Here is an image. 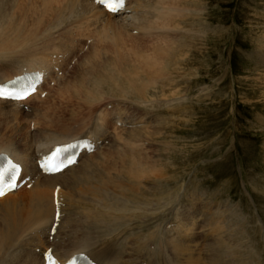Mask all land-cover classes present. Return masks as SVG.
I'll return each instance as SVG.
<instances>
[{"label":"rangeland","instance_id":"1","mask_svg":"<svg viewBox=\"0 0 264 264\" xmlns=\"http://www.w3.org/2000/svg\"><path fill=\"white\" fill-rule=\"evenodd\" d=\"M47 2L37 0L35 15L28 13L30 16V19L27 21L28 26L36 23L40 17L44 18L43 27L49 26L52 13L57 11L58 5L51 4L50 0ZM47 8L50 9L47 10ZM165 8L167 12H170V20H174L169 25H166L165 28L159 26V28H153L154 30H145L140 33L137 30V33L134 32L132 34L133 36H140V38L136 39L137 41H140L141 38L146 41L145 53L140 52L134 39H129L126 45L124 43L122 50H120L122 46L119 48V51H121L120 55L128 63H131L132 72L128 73L132 78V85L136 82V86L135 84L133 85L135 86L134 88L141 87L148 81L149 84L158 81L160 83L159 88L156 86V89H154L156 91L152 92H154L153 95L156 94L155 98L162 100V105L158 107L155 105L157 103H149L150 105L146 107L135 102L138 107L134 110H130L122 104L116 105L115 108L111 106L105 108V112L113 111L114 109H116L114 111L118 112L121 109L119 110L121 114L126 108L128 112L125 113V110L122 114L124 119L128 118V121L133 120L138 125L146 121L144 125L150 123L148 125L150 126V130L153 129V126L160 123L157 130L163 131L162 134H154L153 132L152 136L149 135L148 137L147 133L140 135L142 131L141 127L136 128L133 126L134 135H140L139 137L141 138L136 135L134 136L135 155H138L137 157L141 158L145 164L146 160L153 158L150 159L153 161L151 164L145 165L147 171L143 176L139 177L134 174V187L137 184L143 187L134 188V195L140 192V195L136 194L138 198H135L136 195L134 196V200H136L134 201V207H139L140 209L134 208V218L137 214L145 213V211L148 212L150 208H153L152 211H150L151 209L149 210L150 213H154L155 216L156 211L153 212V210L157 209V206L151 204L144 206L148 201L145 202L143 199L152 197L154 195L153 190L155 191L152 187H156L154 183L162 181L165 183L169 182L168 186L170 189L178 184V188L182 189V196H179V199H182L180 201L185 206L188 203L187 207H189V210L191 209L195 213L204 212L206 218L208 215L213 214L217 206L220 209L225 208V210H228L227 207L240 206V208L236 207L238 208L237 211L242 210L246 216L253 217L260 223L258 214L264 219V64L257 62H259V55H264V0H200L196 9V16L199 23L204 26L203 30L208 35L202 42L195 45L192 43L194 37L187 33V26L181 20L182 10L175 3V0H168ZM21 15L23 16L24 13H21ZM17 16L19 19V13ZM176 24L179 26H176ZM94 34L88 38L87 35L82 36L81 31L78 29L73 35L61 36V39L66 44H71L72 40L75 43L76 41H80V45H78L80 49L82 48L81 53H86L89 46L92 48L98 40L99 36H96V33ZM174 35H183L184 37L182 36V38L186 41H184L186 46L177 54L179 56L173 62L174 64L166 66L159 63L160 60L155 54V49L167 45L169 42H171L170 47L175 46L176 43L171 40ZM84 37H87V39L85 40ZM94 40L95 43H93ZM99 46L101 44H98L96 48H100ZM149 60L150 63H156V67H154L156 70L147 66ZM3 63L6 64L8 62ZM67 63L68 61L64 62V66L61 63L62 69L61 71L59 70V74L56 73L57 75L63 74L67 68ZM86 70H83L84 73ZM145 76L146 78L149 76V80L146 81ZM143 78L145 79L143 80ZM151 78L154 81H151ZM142 81L146 82L143 83ZM69 84V92L73 89L79 90L71 81H69ZM43 85L46 89L47 82ZM127 85H122L119 89L121 96L131 101L136 100L132 96V93H129L130 96L126 94L125 90L129 88ZM47 95V91H42L40 93L41 100L47 97ZM177 98H180L178 103L173 100ZM132 102L134 103V101ZM31 104H35L33 100L26 103L27 109H32L29 108L34 106H30ZM80 110L83 111V109ZM86 111L84 110L82 113H84L83 117L87 119L88 116L90 117V114ZM34 122L32 121V123ZM111 125H108L111 133L113 131V134L114 132L117 134L119 130H114V127ZM120 125L117 127H121ZM137 138H139V141H137ZM104 141L107 143L109 140ZM116 141H112L110 143L112 145L109 144L107 146V150L110 149L109 151L113 148L112 152L115 155L116 151H121L122 145L126 142L124 139H119L121 143L117 141V144ZM113 143L117 144H115L116 149ZM117 147L121 148L117 150ZM165 148L168 150L165 151ZM106 152L100 153L99 158L104 160V155H109ZM118 156L115 158L108 156L109 163L105 162L103 167L96 168L98 171L94 176L95 180L110 175L111 177L109 176V179L105 180H112L111 182H113L119 179L122 182L119 183V187L121 185H128L127 178L130 177V174L126 171V163H123V166V160H121L120 156L118 158ZM150 167L152 170H149ZM116 171L122 177H119L115 173ZM78 187L76 189L79 192L92 189L91 186H80L82 189ZM105 187V185H99L100 189ZM119 187L115 190H119L120 192ZM31 188L23 186L20 191H17L19 192L18 196L11 198L10 201L17 200V198L23 199L24 201L22 202H26L27 204H24L27 206L33 196ZM51 191L52 189H50L49 193ZM91 195V192H87V196ZM123 198L126 199L127 197ZM77 200L78 202H92L86 201L88 199L84 196H77V198L71 196L70 200H63L62 208L66 206L71 207L70 203H76ZM192 203L194 205L196 203V205L193 207ZM235 207L233 208L236 209ZM3 208L1 203L0 215L4 212ZM96 208L98 209V207ZM123 208L125 209L124 205ZM231 208L227 212L233 211V208ZM63 209L62 215L64 214ZM27 212L28 207H24L22 209V216L24 218L27 217ZM227 212L222 211L226 217H228ZM92 213L97 215L100 224L103 226L106 227L110 223L109 218L102 219L99 217V211H92ZM117 215H119V212L115 213V216ZM248 216L246 219H250ZM230 217L233 221L235 220L234 215ZM122 218H124L122 223L125 225L127 218L124 215ZM93 220L90 219L88 222L93 223ZM232 220L231 223H233ZM160 221L163 220H159L156 224L157 226L148 225V227H154V230L151 228L152 232L161 229L160 226L162 224L159 223L162 222ZM201 221H203L202 223L206 222V220ZM110 227L107 228L109 229ZM124 227L120 229L119 226H113L114 235L103 237V240L107 241L113 237H118L120 233L127 231L129 228L127 224ZM89 228H92V225H89ZM133 228L134 244L137 239H143L140 237H147L144 234L150 231L142 228L140 221L135 219ZM42 232L36 231L33 235L31 234L32 236H29L31 238L26 242H31L30 240L34 238V241L37 243H42ZM46 232L49 233V230ZM127 232L129 235V229ZM208 232V229H205L200 235L196 236V240L202 245H200L201 248L213 238V235H210V232ZM257 232L255 230V234H253V242L257 241L255 245L260 246L262 244L261 236ZM65 234L66 232L63 230V235ZM170 235L168 234L166 238H170ZM198 237L199 239H197ZM241 237L243 239V237L247 236L243 234ZM43 238L47 239L46 236H43ZM240 239L237 241H241ZM247 239L243 241H247ZM48 243L55 247L59 242L53 243L52 240V242ZM140 247L139 245L136 248L134 247V257L136 258H134V264H139L140 261L142 264H146L147 262L146 260H142L145 259L144 254L139 255L137 253L139 250L142 251ZM28 251L31 250H29L28 245H25L21 250V255L30 257Z\"/></svg>","mask_w":264,"mask_h":264},{"label":"bare ground","instance_id":"2","mask_svg":"<svg viewBox=\"0 0 264 264\" xmlns=\"http://www.w3.org/2000/svg\"><path fill=\"white\" fill-rule=\"evenodd\" d=\"M44 1L48 3V0ZM167 2L168 0H128L124 9L119 10L117 13H110L106 11L95 0H86L87 13L85 14L84 19L81 21L83 27L79 28V31H81L82 36L87 35L88 38L92 37V34L94 33L97 34L96 36H99L97 42L95 43V46L92 47V49L94 48L93 55L89 57L92 65L102 69H107L113 74L118 72L123 73V76L121 77V79L123 80L122 85L128 84L127 87H129L125 90L126 94L129 95V93H132V96H134V99H136L132 101H134V103L138 102L141 106L147 107L148 105L155 103H157L155 105H157L158 107L162 105V100L155 98L156 94L153 95L154 92H152L156 91L154 90L156 89V86H158L159 88L160 83L158 81H154L152 77L150 80L154 82L149 84V81L146 82L147 80H149V76L147 78L145 76L146 83L142 81L143 83H145L144 85L141 84V87L134 88L136 86V82L133 83V85L135 84V86H133L131 81L132 78L128 73L132 70L130 66L131 63H128L124 59V57L120 55L121 51H119V48L122 46L120 49L122 50L123 44L125 43L126 45L129 39L136 40L137 38H140V36L138 37L132 35L134 32L137 33V30L140 33L145 30H154L153 28H159V26L165 28L166 25H169L171 23V21H174L170 20V12H167L165 8V4ZM66 7L68 6L65 5L64 8ZM64 8L58 5L57 11H54L52 13L50 24H52L58 18H60L61 22H63L62 17L64 14ZM80 8L81 5L79 4H76L74 6V16L79 15L78 10ZM48 9L50 8H47V10ZM19 15L21 18V13H19ZM176 26L179 25L176 24ZM44 29L45 27L42 26L41 31H43ZM176 35L171 38V40L176 43H174L175 46L170 47L171 42H169L167 43V45L157 47L155 49V54L160 60L159 63L165 64L166 66L173 65V62H175V59L179 56L177 54L181 51V49H183L184 46H186V44H184L185 40L182 38L183 35ZM61 36L69 35L62 34ZM170 36L172 35L170 34ZM135 42L137 48L140 49V52L145 53L146 41L141 38L140 41L136 40ZM98 44H101V46H99L100 48H96ZM71 45L73 47H79L80 43L78 45L72 40ZM81 50L82 48L80 49V51ZM258 58L259 62H256L264 64V55H259ZM64 62L66 63L67 61L65 60V54L63 52L53 55L52 59L49 61V63L54 66L55 72L57 66L60 70L61 63H63L64 66ZM147 64L149 68H153L154 70H156V68H154L156 67V63H150L149 60ZM25 70H27V68ZM20 72L21 71H16L14 67H9L8 63L4 64L3 62H0V82H3L4 80L10 78L12 75H16ZM87 72L88 69L86 70L85 74H87ZM158 72L160 73V71ZM145 78H143V80ZM74 86H76V84ZM83 86L84 85L81 84V87ZM34 95L32 94L30 98H26L20 101L0 98V148L5 149V151L0 152V154H9L12 159H14L22 166L21 178L26 179L27 177H29V179L33 183L31 186L33 187L31 188L33 196L27 206H25L24 204L26 202H22L24 201L23 199L17 198V200L10 201L11 198L18 196L19 192L17 191H20L18 189L0 197V204L2 203V207H4V212L0 215V264H45V260L43 261L42 257L39 254V249L44 248L43 252L46 250L43 242L44 235L47 237L48 242L51 241L50 238H53V243L59 242L57 245H55L56 248H54L55 251L62 257L68 258L78 251H90L93 255V261H95L96 263L104 262L103 264H134V260L136 259L134 257V247L136 248L138 245L139 247L141 246L140 249L142 251L137 250V253L139 255L144 254L145 259L142 260H146V264H264V219L262 218V216H260V214L257 213L259 215L258 219H260V223H258L259 221H256V219L248 215L247 216L250 219H246L247 216L242 212V210L237 211L238 208L236 207L240 208V206H233L236 209L231 206L233 208V211L230 212L227 211L230 210L231 207H227L228 210H225V208H221V210L220 207L217 206L213 214H211L210 216L207 214L208 216L206 218L204 212L195 213L194 211H191V209L189 210V207H187L188 203L185 206L183 202L180 201L182 200L179 199V196H182V189L178 188V184L170 189V187L168 186L169 182L165 183L157 180L158 182L154 183L156 187H152L155 189V191L153 190L154 195L152 197H143V200H145V202L148 201V203L144 204V206H149V204L157 206V209L153 210V212L156 211L155 216L154 213H150V211H152L153 209L150 208L151 210H148L149 213L145 211V213L135 215L134 218V211L137 208L134 207V201H136L134 200V196L138 193H136L135 191L136 194L134 195V188H143L140 184L137 183V185H135L134 187V174L135 176L139 177L143 176L147 171V167H145V165L151 164L153 161L150 159L153 158L146 160L145 164L141 160V158L137 157L138 155H135L134 150H136V148L134 149V136L136 134L134 135L133 133V126H135L136 128L141 127L142 131L140 132V135H145L147 133L148 137L149 135L152 136L153 132L154 134H162L163 131L157 130L160 123H158V125L156 126H153V129L155 130L154 131L152 128V130H150V126H148L150 123L148 125H144L146 121H144L145 123L141 122L138 125L133 120L128 121V118L124 119L122 114L123 112H125L126 108L122 111V114L121 112H119V110L121 109H117L118 112L114 111L116 109H114L113 111L105 112L104 109L99 113L87 110L90 114V117L88 116V114V118L86 119L85 117H83L84 113H82L84 110H77L74 107L73 114L80 118L81 124L83 122L85 123L82 124L84 128H87L93 121H95L98 131L105 127L108 128V132L106 133V135L109 137V141H107V143L104 141L105 139L103 137L98 138L94 133H89L86 138H82L86 139L87 141L89 140V138H94V141L96 143H100L97 149L94 151L95 153L100 154L104 151L109 152H106V154L109 155H104V163H109L108 156H110V158H115L118 155L120 156L121 160H123L122 164L126 163L125 166L127 168V173L130 174V177L127 178V186L121 185V187H119V183L122 182H120L121 180L116 178V180L113 182H111L112 180H105L110 175L107 177H104L102 175L104 178H97L95 180L94 176L98 171L96 170V168H94L92 172L86 175H69V167L58 174H41L37 169V159L39 158V156H37L34 152H31L29 147L30 135L28 132V126L29 117L31 114V112L29 111L31 110L27 109L28 107L25 108L26 103L32 101ZM180 98L173 100L178 103L180 101ZM30 106L32 107L29 108L33 109L36 105L31 104ZM127 112L128 110H126L125 113ZM117 123L121 124V127H117L119 125ZM110 124H112L111 126L114 127V130H119L117 134H115L116 132H114L113 134V131L111 133V129L108 126ZM140 135L136 136L139 137ZM139 138H137V141H139ZM119 139H124L126 142H124V145H122V149H120L121 151H116L115 155V153L112 152L113 148L109 146L110 148H112V150L109 151L110 149L107 150V146L112 143V141L114 142V140H117L119 143ZM115 144L113 143L114 148L117 145ZM119 148L117 150H119ZM152 166L155 167L154 165ZM149 170H152L151 167ZM115 173H117V175L119 176L117 171ZM119 177L122 176L120 175ZM137 181L139 180L137 179ZM93 183L95 186L93 185ZM99 185H105L106 187L100 189ZM78 186H91L92 189L79 192V190L77 191L76 189ZM117 187H119L118 189H120V192L119 190H115ZM50 189H52V191L49 193ZM55 191L56 197H54ZM125 191L126 195L124 194ZM87 192H91L92 195L87 196ZM138 194L140 195V192ZM49 196L54 199L56 213H59V217L58 219H56L55 223L51 225L49 233L42 232L41 235L43 244L40 242L37 243L36 241H34V238L30 240L31 242H26L29 238H31L29 236H32L33 233L36 232H32L27 235L22 234L21 225L27 218H24L22 216V209H24V207H28V212L26 213L28 216L31 207L34 206L37 200L46 199ZM71 196H73L74 198H77V196H84L88 199L86 201H92L90 203H87L78 202L77 200L76 203H70L71 207L78 210V216L82 213L84 216H89L92 217L91 219H94L93 223H85L80 228V232H82V235L86 236L87 238L86 244L83 246L75 244L70 245L68 242L67 234L63 235V229L59 227L62 217V209L64 208H62V202L63 200H70ZM123 197L127 198L125 199ZM135 198H138L137 195ZM123 205L125 209L123 208ZM195 205L193 204L192 206L194 207ZM96 207H98V209ZM112 209H123V211L119 212V215L115 216V213L117 212L111 211ZM137 209H139V207ZM223 210L228 213V217H226L222 213ZM92 211H99V217H101L102 219L109 218L110 223L106 227L103 226L102 224H100L97 215L92 213ZM123 215L127 218V221L125 220V225L122 223L124 220V218H122ZM232 215L235 216L234 221L230 217ZM134 219L140 221L142 228L147 229V231L150 230L147 234H144L147 237H140L143 239H137L135 244L133 230ZM159 220H163L160 221L162 223H159L162 224L161 226L159 225L161 229L152 232L151 228L153 229L154 227H148V225H156ZM200 220H206V222L202 223L203 221L200 222ZM231 220L233 221V223H231ZM126 224L127 227H129V235L127 234V229V231H123V233H120L118 237H113L112 239L107 241L103 240V237L114 235L113 226H119V228L122 229L121 227H126ZM89 225H92V228H89ZM109 226L111 227L108 229L107 227ZM131 226H133V229L131 228ZM205 229H208L210 235H213V238H211V240L207 242V244H205L203 248H201L202 245L199 243V241L196 240V236L200 235L201 232H203ZM255 230H257L261 236L262 244L260 246L255 245L257 241L255 243L253 242V234H255ZM168 234H171L170 238H166ZM243 234L247 237H243L242 239L241 236H243ZM99 236L100 242H97L96 239ZM226 237L227 239H225ZM197 239H199V237ZM238 239H240L241 241H237ZM244 239H247V241H243ZM48 242L46 244H48L49 247L50 244ZM39 244L40 246H38ZM25 245H28L29 250L32 251H28L30 257L21 255V250ZM71 246L74 247L72 248ZM139 264H142L141 261Z\"/></svg>","mask_w":264,"mask_h":264},{"label":"clouds","instance_id":"3","mask_svg":"<svg viewBox=\"0 0 264 264\" xmlns=\"http://www.w3.org/2000/svg\"><path fill=\"white\" fill-rule=\"evenodd\" d=\"M50 2L62 8L65 5L68 7L64 8L63 22L58 18L41 31L44 24L43 17L31 26L27 24L30 19L28 13L35 15L37 0H0V62H8V66L14 67L16 71L27 68L30 71L45 73L47 88L41 86L35 92L32 100L36 106L31 109L28 126L30 151L39 157L41 153L51 151L57 144H68L73 140L87 137L89 133H94L98 138L103 137L105 140L109 138L106 135L108 128L98 131L95 121L84 128L80 118L73 114L74 107L77 110H91L95 113L109 106L115 108L118 104L130 110L138 107L120 94L123 73L113 74L107 69L92 65L89 59L93 55L91 46L86 53H81L79 47L66 44L61 39L62 34L73 35L83 27L81 21L87 13L86 0H50ZM199 2L200 0H175L182 10L181 20L187 26V33L194 37L193 45L202 42L208 35L196 16ZM76 4L81 5L78 16L73 15ZM18 13H24V15L18 19ZM84 39L86 40L87 37ZM76 43L79 44L80 41ZM61 52L65 54V60L68 63L63 74L57 75L49 61L54 54ZM84 69H88L87 74L84 73ZM69 81L76 84L79 88L78 92L75 89L68 91ZM81 84L84 86L81 87ZM41 91L48 92L43 100L40 98ZM3 151L5 149L0 148V152ZM103 166L104 161L99 158L98 153L89 154L85 151L76 158L75 164L69 165L68 174L86 175L94 168ZM111 211L121 212L123 209ZM63 213L60 227L66 232L69 244L85 245L87 238L81 234L80 228L92 217L84 216L82 213L78 216V210L68 206L63 209ZM55 221L54 199L49 196L46 199L37 200L21 225L22 234L46 232Z\"/></svg>","mask_w":264,"mask_h":264},{"label":"snow or ice","instance_id":"4","mask_svg":"<svg viewBox=\"0 0 264 264\" xmlns=\"http://www.w3.org/2000/svg\"><path fill=\"white\" fill-rule=\"evenodd\" d=\"M102 3H106L107 7L115 12L118 7L122 5L124 0H101ZM37 91L36 84H28L24 86L21 93L16 94L18 98H30V96ZM12 95L11 93H7L3 90H0V96ZM77 147L76 144L69 143L65 144L62 147H56L55 150L52 152L51 156L47 157L44 162L41 164L43 171L47 174H58L65 170L69 165H73L76 163V155L73 153V149ZM64 155V159L59 161L58 163L55 162L56 158L59 157L61 154ZM19 171L17 165H11L8 169H3L0 171V196H4L6 194V189H14L17 185L14 183L15 177ZM7 172L8 179L13 181L8 183L7 185L4 184V174ZM59 215V214H58ZM49 264H58V261L55 260L51 255L48 257Z\"/></svg>","mask_w":264,"mask_h":264},{"label":"crops","instance_id":"5","mask_svg":"<svg viewBox=\"0 0 264 264\" xmlns=\"http://www.w3.org/2000/svg\"><path fill=\"white\" fill-rule=\"evenodd\" d=\"M93 229H94V227H93ZM96 230H97V229H96ZM94 231H95V230H94ZM95 232H96V231H95ZM81 234H82V232H81ZM44 236H45V235H44ZM99 240H100V236L96 239V241H97V242H100ZM43 242H44V243H47L48 241H47V239L43 238ZM71 247L73 248L74 246H71ZM64 254H65V253H64Z\"/></svg>","mask_w":264,"mask_h":264}]
</instances>
